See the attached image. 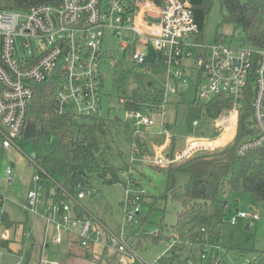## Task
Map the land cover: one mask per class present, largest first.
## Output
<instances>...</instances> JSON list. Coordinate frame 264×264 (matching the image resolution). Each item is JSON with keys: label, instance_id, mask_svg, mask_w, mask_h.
I'll return each instance as SVG.
<instances>
[{"label": "built area", "instance_id": "built-area-1", "mask_svg": "<svg viewBox=\"0 0 264 264\" xmlns=\"http://www.w3.org/2000/svg\"><path fill=\"white\" fill-rule=\"evenodd\" d=\"M159 1L57 0L55 5L38 4L25 13L0 11V148H10L22 136L34 86L44 83L54 73L60 77L54 98L55 112L96 122L101 120L104 112L100 66L106 56L102 39L107 30L119 38L124 32L130 33L132 40L120 42L122 51L125 53L130 45L133 46L132 60L141 65L159 63V69L171 81L158 98L160 102L157 106L150 98L139 110L126 111V124L132 129L133 147L134 139L146 132H141L140 128L148 129L155 125L154 117L161 115L164 110L166 96L178 94L181 87L188 86L186 72H194L195 89L200 100L206 101L220 94L232 100L231 109L214 120L221 122L220 126L214 123L218 137L189 138L186 147L180 151L143 156L138 159L139 162L152 167L169 168L198 153L216 151L228 136H231V141L237 131L245 89L251 81L248 127L252 133L247 134L238 145L236 154L244 155L261 148L264 144V49L217 43L206 47L197 40L200 31L189 3L182 0ZM138 44L142 45L141 52L135 51ZM150 49L155 53L152 64L144 62ZM127 100L123 97L118 100V104L122 106ZM110 107L113 108V104ZM164 124L161 123V128L165 127ZM196 124L194 122L193 126ZM133 161L135 159L131 160L130 170ZM7 179L11 183L10 168H7ZM33 181L37 189L29 190L23 209L37 214L38 183L41 180L34 174ZM84 194L79 193L76 199H72L76 205ZM125 194L124 220L136 225L146 194L140 189L133 193L128 187ZM47 209L44 215L47 225L56 222L58 229H67L72 224L67 202L53 203ZM2 212L0 209V219ZM246 218L252 221L258 219L250 208L249 213L237 211L230 218V224L234 225L238 219ZM75 220L80 224L77 236L81 246H87L88 242H102V229L92 226L86 219L75 217ZM49 238L47 236L44 242H49ZM0 239H6V235L1 234ZM60 241V237L51 238L53 243ZM169 241L163 256L183 245L176 239ZM109 243L119 253L135 255V249L128 244L123 234L120 239L111 237L110 241L104 240L105 245ZM189 246L185 261L186 264H194L191 254L196 246ZM219 249L218 245H206L204 253H199L200 260L206 261V253Z\"/></svg>", "mask_w": 264, "mask_h": 264}, {"label": "rangeland", "instance_id": "rangeland-1", "mask_svg": "<svg viewBox=\"0 0 264 264\" xmlns=\"http://www.w3.org/2000/svg\"><path fill=\"white\" fill-rule=\"evenodd\" d=\"M221 16L219 3L215 1L202 32L204 46L214 45L216 29L221 23ZM218 33L227 37L226 45L241 46L242 37L234 33L232 24H223ZM126 40H132L130 33L124 32L119 38L109 30L105 32L102 39V49L106 56L100 66L104 112L101 120L105 121L108 127L104 135L97 136L100 148L103 150V157L110 166L117 170L120 183L104 185L95 182L91 193L86 192L78 205L83 210V219L103 230L102 242H88L87 246L80 245L77 236L80 224L75 220L76 204L73 200L67 201L68 216L73 220L69 228L58 229L56 222L46 224L44 215L47 208L53 206L52 199L47 196L54 193V188L50 184L47 188L43 186L38 189L37 214L26 212L23 209L29 190L37 189V184L33 181V168L30 164L35 151L31 142H18V147L12 145L7 149L0 148V193L3 196L0 209L8 216L10 224L6 226L0 223V235H6V239L2 241L7 244L5 246L0 244V264H135L134 261L155 264L166 252L170 241L165 239L156 243L147 240L142 247L135 249V257L117 252L111 243L104 244L106 239L109 241L111 237L120 239L122 234L128 237L133 231H136L134 235L140 238L141 232L150 235L157 234L160 225L167 226L169 230L176 223L177 213L181 209L179 204L168 198L166 201H158L155 209L150 211L153 199L159 198L165 191L168 168L152 167L139 162L140 156H133L132 129L130 125L127 129L124 127L127 121L126 111L118 104L119 99L127 98L132 93L135 94L134 91L147 90L150 91L148 92L150 95H154L153 92H165L171 81L158 67L141 65L132 60L133 46L130 45L124 53L120 42ZM135 51L141 52L142 45L138 44ZM116 74L122 77L117 80ZM185 76L189 81L188 86L181 87L178 94L166 96L167 104L161 115L154 117L155 125L148 129L140 128L141 132L146 131L141 136L146 139L147 143L148 136H158L155 141L157 146L163 141L159 137L158 128L161 127V123H166L165 128L173 130L174 140L169 151L174 150V153L186 147L189 138L218 137L214 127L215 119L208 120L201 117L196 125L187 128L185 107L195 99L196 84L194 72H186ZM138 97L143 98V95ZM111 104L113 108L110 107ZM230 138L231 136H228L216 151L221 150L222 146L226 147L232 141ZM1 143L0 138V146ZM148 154L145 157L154 155L153 152L151 154L148 152ZM132 159L135 161L132 162L133 166L130 170ZM213 160L214 157L193 160L194 172L206 174ZM7 168H10L11 183L7 179ZM128 170L130 172H127ZM175 180L178 185H185L189 181V174L178 172ZM123 184L126 186L124 187ZM127 187L133 193L140 189L147 196L145 203L140 206L141 216L147 215V222L144 225L133 226L124 220L125 189ZM225 198L231 205V210L225 213L220 227L219 242L228 252L225 261L229 264L233 262L235 249L247 250L246 260L251 261L256 252L264 251V203H253L245 194L226 195ZM250 208L257 214V220L238 219L234 225L230 224V218L235 216L237 211L242 210L249 213ZM46 235L50 237L49 242H44ZM164 235L165 237L169 235L167 230H164ZM53 237H60V243L51 242ZM186 254L187 252L181 257H185ZM191 259L194 264L205 263L200 260L199 251L196 249L192 250ZM239 264H243V261L240 260Z\"/></svg>", "mask_w": 264, "mask_h": 264}, {"label": "trees", "instance_id": "trees-1", "mask_svg": "<svg viewBox=\"0 0 264 264\" xmlns=\"http://www.w3.org/2000/svg\"><path fill=\"white\" fill-rule=\"evenodd\" d=\"M182 1L189 3L193 9L194 21L200 31L197 40L201 43L208 14L213 3L217 1L222 19L216 29L215 43L226 45L227 37L218 31L223 24L228 23L234 26V33L242 37L241 46L264 49V0ZM56 3L57 0H0V11L25 13L38 4L55 5ZM153 66L160 68L159 63ZM120 77L122 75H117L116 79L119 80ZM59 85L60 77L58 73H54L44 83L34 86L33 98L26 111V120H33L36 123L40 135L28 141L23 140L21 136L15 141L17 147L18 142L32 143L35 151L34 158L30 160L33 175L36 174L40 178L41 181L38 183L40 187L47 188L49 184L52 185L54 193L47 196L53 203L76 199L82 192L91 193L95 182L104 185L120 183L117 170L104 159L103 150L97 138L98 135H104L106 132L108 126L105 121L96 122L71 114L58 115L55 112L54 98ZM134 92L135 94L132 93L127 97V102L122 105L125 111L139 110L141 105L148 102L150 98H153L152 102L157 106L162 93L153 92L154 95H150L148 94L150 91L147 90ZM137 94L143 95V98L138 97ZM251 101L252 81L245 89L243 108L240 110L237 131L232 141L219 151L198 153L186 162L172 165L167 169L165 191L159 198L153 199L150 211L155 209L158 201H166L169 198L181 207L177 213L176 223L169 230L167 226L160 225L156 235L141 232L140 238L134 235L136 231L131 232L125 239L133 249L142 247L147 240L156 243L162 239H176L183 245L175 248L169 255L161 256L156 262L157 264H186L187 257H181V255L185 252L189 254V245L196 246L200 254L204 253L206 245H218L219 250H210L206 253L207 260L204 264H229L225 261L228 252L219 242L223 218L225 213L231 210L230 202L225 196L245 194L253 203H264V144L261 148L244 155L236 154L238 145L247 134L252 133L248 127ZM231 107L232 100L227 95L220 94L203 101L198 98L195 89L194 101L185 107L186 126L188 129L193 127V123H198L201 117L208 120L215 119L229 111ZM166 125L165 123L164 126ZM124 127L127 129L128 125L125 124ZM173 151L170 150L169 153L173 154ZM133 153L140 157L149 155L142 136L134 139ZM209 157H214V160L208 172L195 173L192 166L193 160ZM178 172L189 174V181L185 185L180 186L176 183L175 175ZM123 186L126 185L123 184ZM2 203L3 196L0 193V207ZM144 203L145 199L142 204ZM78 205L79 200L75 207L76 217L83 219V210ZM146 216L142 217L140 211L136 225H144L147 222ZM1 222L10 226L8 216L4 212L1 214ZM164 230H167L169 234L166 237ZM0 244L7 245L2 239ZM247 253V250L235 249V257L231 264H239L240 260L245 264L248 261ZM134 262L144 264L141 261ZM248 264H264V251L256 252L253 260L248 261Z\"/></svg>", "mask_w": 264, "mask_h": 264}, {"label": "crops", "instance_id": "crops-1", "mask_svg": "<svg viewBox=\"0 0 264 264\" xmlns=\"http://www.w3.org/2000/svg\"><path fill=\"white\" fill-rule=\"evenodd\" d=\"M158 134L160 135L159 137L162 138V143L161 145H155V141L157 140L158 136H155V135H152L151 136H148V143L146 141V139H144V144H145V147H146V150L147 152H149L151 154V152H153L154 155H160V154H166L169 152V148H170V145H171V140H172V133H173V130L172 129H166L165 127L163 128H158ZM215 132L217 133V129L215 130ZM146 143H147V146H146ZM47 237V235L44 237V240L45 238Z\"/></svg>", "mask_w": 264, "mask_h": 264}, {"label": "water", "instance_id": "water-1", "mask_svg": "<svg viewBox=\"0 0 264 264\" xmlns=\"http://www.w3.org/2000/svg\"><path fill=\"white\" fill-rule=\"evenodd\" d=\"M154 60L155 53L152 49H150L149 55L144 57V62L152 64ZM38 135H40V130L37 128L36 123L33 120H27L22 134V139L28 141Z\"/></svg>", "mask_w": 264, "mask_h": 264}, {"label": "bare ground", "instance_id": "bare-ground-1", "mask_svg": "<svg viewBox=\"0 0 264 264\" xmlns=\"http://www.w3.org/2000/svg\"><path fill=\"white\" fill-rule=\"evenodd\" d=\"M215 122H216V121H215ZM220 123H221V122L217 121V122H216V125H217V126H220Z\"/></svg>", "mask_w": 264, "mask_h": 264}]
</instances>
